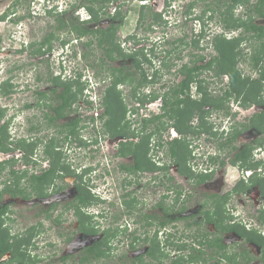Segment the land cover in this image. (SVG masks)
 I'll return each instance as SVG.
<instances>
[{
  "label": "flooded vegetation",
  "instance_id": "obj_1",
  "mask_svg": "<svg viewBox=\"0 0 264 264\" xmlns=\"http://www.w3.org/2000/svg\"><path fill=\"white\" fill-rule=\"evenodd\" d=\"M12 5H16L15 0H13ZM103 18H105V21H110V17H108V15L105 17L101 15L98 22L88 20L90 21L88 23H91V25L95 28L106 26L101 25ZM76 22L83 24L87 23V21L82 22L78 18L76 19ZM237 34L238 33H236V31L228 33L229 36ZM84 38L85 37L78 38L80 43ZM94 42L98 45L96 40H94ZM134 45L135 46L133 47L138 46L137 44ZM129 48H132L131 44ZM77 55L78 53L76 54V57ZM206 60L207 59L199 60L197 63L200 64ZM183 63L189 64V61L187 60ZM183 63H180L178 69H180ZM178 69L174 71V75L179 78L178 81L172 82L170 85L166 86V91L170 90V86L181 82L183 76ZM205 71L206 70L203 69L202 73H205ZM207 71L212 72V77L218 79L226 78L225 83H228L229 80L226 74L217 76L214 74L213 70L208 69ZM201 76L206 80L203 74ZM250 79L257 80L260 78L250 77ZM3 81L4 80L0 82V87ZM260 81L262 82L261 90L260 94H258V97L256 98H253L252 93L249 94L247 89L249 86L244 87L240 94L235 93L233 96H226V99H224V91L228 87V84L224 89L222 87H217L220 93L216 98L222 99V107L218 109H211L208 105L204 106V109L207 111L203 114L202 124L208 130H206V132L200 130V134L204 136L201 142L202 144H199V147L202 148L201 153L195 155L194 153L192 154V145L190 144L188 138V136L193 137V135L197 138L200 135L198 131L193 135H187L184 140L188 156L186 157L187 159L181 163V165L183 168H189L192 173L190 174L191 176L186 173H181L179 171L178 162L170 157L169 149L172 142L174 139L180 138L178 131L170 124L173 120H168L170 125H167L164 130L162 129L160 131H155V124L157 123V120L149 121L146 125L142 124L141 119H151L152 117L160 115L164 112V102L161 95L142 104V106H145V111H139L140 116L137 117L138 119L133 126L129 120V131L134 132L133 134L115 136L108 135V131H106V126L104 125L105 121L108 119V115L103 112L104 115H106V118L103 119V113H101L102 111L94 113V111H96L102 104L100 95L98 99L97 97H92L91 94L86 95V101L84 100L86 104L84 103L82 107L85 111H87L86 117L91 121L90 125L92 126V130L90 131L87 139L86 137H81L79 132L80 129L84 127H78V122L80 121L79 115L82 110L80 113L77 112L76 114H70L72 110H64L67 114L65 116L70 118V120L63 123V126H67L64 135L71 127L74 126L75 128L73 134L69 135L67 139H64V135L61 136L60 139H58L57 144H55L50 150L52 154H59L58 163L52 160V158L45 153V144L48 142L42 146V156L40 157V155H38L37 157L38 144L24 151L22 148L15 146L16 139L9 137V150H0V174L5 166L8 165V170L6 172L7 177L2 181V184L4 185L3 188L7 183L12 187L16 186L14 181L15 177L9 175V170L12 169L15 175L17 174L16 182L18 185L15 188H24L28 197L30 194H33L35 201L41 200L46 203L44 204V207H40L36 213L38 216L45 213L44 219L40 218V221H37L35 225L28 226V228L18 232V234L24 237L26 231L31 227H37V229L39 228L36 232V234H38V232H40V227L43 225L41 221L47 220L50 222V225L53 224L59 226L60 229H58V232L60 236L64 234L67 235L64 238L66 242H70V240H73L74 242L77 238L89 236L95 238V240L91 242L94 243L102 238H105L106 245H103L105 248V254L101 257H105V255L107 257L110 254L111 246L113 247L112 243L115 242V248H118V244L122 243L121 241L124 237L126 240L129 238V241L126 243V250L121 255L127 259L128 263L126 264H175L174 261L181 262L182 264H188L186 259H189L196 254L201 256L198 258V261H192L191 264H205V262H208L209 260L208 257L215 260L212 261V264H216L218 261V264H222V262L227 264H251V262L255 260L259 264H264L260 249L261 245L255 243L254 241L247 240L236 231H221L220 228L216 226V220L213 216L210 218L209 215H206L207 211H212L218 208L223 214H226V218L224 217L225 222L223 219V223H227L229 225L235 224L238 227L245 228L247 231L254 229L261 232L264 236V131L253 126V123L257 122L259 116L262 114L264 115V79ZM11 89L13 90V87ZM12 92L13 91L7 95L0 93V97L4 99H12ZM42 92L43 91H36L39 96H44L46 93L44 92L43 94ZM190 92L192 94L190 96L191 98L199 96L195 91H192V89H190ZM53 96L54 95L52 94L50 97ZM48 100L51 101L50 99ZM229 103L234 104L236 108L228 110V107L232 106V104ZM31 105V101H26L21 105V109L29 108ZM151 105H157L158 110L153 109ZM213 110L218 112L219 110H226V113H224L225 119H222L220 116V120L218 122L213 120L211 121L208 115ZM54 112L55 113L51 115L47 114L48 116L54 117L52 122H54V120L64 119L65 116L58 117L56 115V111ZM44 113L42 117H44ZM44 118L46 121H49L46 117ZM194 118L196 119L195 124H193ZM73 119H77L75 125L72 126L71 124L69 125V123L67 124V122ZM96 120L97 122H95ZM4 121L5 120H2L0 123H3ZM199 123L200 120L197 114L192 116V118L188 121V124L193 126H198ZM259 125L264 128V124ZM232 127L238 130V134L234 137L229 146L220 145L222 142H225V138L232 130ZM153 129L154 133L147 138V157L150 159V162H153V164H150L149 169L139 170L134 167L136 158L135 154L130 151L135 144H139L141 142L140 140L143 137H147L146 134H150ZM198 129H200V127ZM208 131H211V133ZM246 131H249L250 135L253 133V135L252 137L249 136L247 140H243L242 137ZM25 140H27L30 144L31 142L36 141V139L29 138H25ZM64 142L69 144L73 142L76 144L75 146H72L73 154L76 155V158L80 155V146L85 147V145H87L89 146V152L87 154L88 156L90 155L92 159L96 158L98 153H101L105 158H109L108 165L111 161H114L113 163L117 168L116 171L121 175L120 183L117 185L113 184V190L110 189L108 185V188L106 187V190L108 189L107 195L105 196L98 191H93L96 185L92 188L91 184H88V189H90L92 196L97 198V201L94 203L91 201L89 204L80 203L77 199L78 187H80L82 183L86 182L87 178L90 180V174H92V172L95 173L98 167L96 168L95 165H93L95 167L91 165L81 168V164L79 165L78 160L76 164L64 161V157L62 155ZM151 151L153 153H151ZM110 152L112 153L110 154ZM241 154L245 155V159L236 158L237 155ZM125 159H128L130 162H126ZM16 165H20L22 168L16 167ZM66 166L68 167L67 171ZM226 167H232L233 171L236 170V172L234 171L232 176V185L225 189V191H221L218 190L217 187H214V185L210 184V182L213 181L217 173L221 171L224 173ZM50 168H53V171H51L50 174L52 178L45 181L43 188L44 194L38 195L34 190L35 184L32 176H38ZM105 168L106 172L103 173L102 171L101 174L104 176L111 175V171L106 167V165ZM27 171L29 173H27ZM19 174L26 175L23 180L24 187H20L19 185ZM200 174L206 176L205 180L199 181L198 175ZM59 179L61 182L64 180V183L68 186L63 188L62 185L57 183ZM139 184H141L140 188L147 186L152 188L151 194L154 196L150 199L151 203H149L151 205L148 203V197L139 196L141 192H139L136 187V185ZM49 186L51 188L53 187L54 191H47ZM4 194L9 196V201H12L13 199L15 200L16 195H20H12L10 192L2 193L0 197V206L6 205L7 210H5V212L1 215L2 218H4V222L1 227L9 226L8 223H6L9 219V204L3 202L2 198ZM57 194L60 197L70 195V198L64 201L63 204H60V201H52V198ZM168 199H173V204H169L167 202ZM126 201L130 202L131 207L133 208L129 209L125 204ZM177 201H181L180 207L184 206L183 210H179L180 207H175ZM99 203H104L105 207H100ZM139 203H142L145 206L148 203L150 210L145 212V208L142 210V207H138ZM195 204L196 206H193L194 211L189 212L191 211L189 208H192V205ZM93 205L98 207L96 209H92ZM109 207L116 208L117 212L111 213ZM156 209H159L161 213L158 214L153 212ZM55 211L56 213L52 217V214ZM187 211L188 213H185ZM81 213H84L87 217V220L84 223L86 227L94 232H84L81 230L79 220ZM163 215H165L169 221L164 225H160L159 220ZM108 218H110L109 224L104 222H107ZM179 220H185L187 222L184 224V231L177 235V231H172V228L176 226V221ZM103 223H105V225H103ZM202 225L205 226L206 229L199 232ZM65 227H67L66 230H64ZM150 227H153L151 234ZM9 229L11 233V226H9ZM100 233L102 234L101 237L98 236ZM11 234L14 236V234L17 233ZM203 234L205 235L203 236ZM216 236L221 237L222 243L226 246L224 250L217 249L216 247H212L207 244L208 240H212ZM33 237L30 240V244L27 245L25 252L28 255L35 256L36 260L34 262L16 260L10 251H5L0 255V264H37L40 262L41 258L39 255L33 254V252L28 249L31 245L35 246V243H32L34 242L32 240ZM156 238L160 241L161 245L159 253L155 250L157 253L156 257L159 258L162 252L161 260L153 258L146 253V250L152 244V240ZM166 238H169L168 240L170 243L167 242ZM228 238H231L229 239V242L227 241ZM200 240L204 241V244H200ZM171 242H175V244ZM180 244L184 246L182 247ZM54 245L56 244H54L50 238H47L45 243H43L44 247L49 248L54 247ZM88 245L83 248L80 256H76L78 264H84L81 258L86 252ZM230 245L233 248L232 251L228 249ZM139 248H141L142 251L135 252L136 249ZM209 249L211 251H209ZM217 250L219 252H216ZM53 251L55 252L56 250ZM48 256L46 257V261L50 260V262L53 263L54 259H50L53 255H50V257ZM69 256L71 255L68 253L63 254L59 256L58 260L65 262ZM228 256L231 257L230 260ZM181 257H183V259ZM86 263L88 264L90 261H86L85 264Z\"/></svg>",
  "mask_w": 264,
  "mask_h": 264
},
{
  "label": "rangeland",
  "instance_id": "obj_2",
  "mask_svg": "<svg viewBox=\"0 0 264 264\" xmlns=\"http://www.w3.org/2000/svg\"><path fill=\"white\" fill-rule=\"evenodd\" d=\"M117 1L121 4V9L125 11L124 23L117 31L119 40H124L128 35L133 34L135 35V39H139V42L137 44L139 47L145 46L148 49L153 48L154 50L153 52H150V54L151 56L153 54V64L159 71L158 80H156L155 84H153L152 86L148 85L146 87H143L141 93H150L153 91L154 93L161 94L165 92L167 90L166 86L170 85L172 82L178 81L179 78L174 75V71L179 68L180 63L186 62L188 60L189 63L192 64V61L196 60L197 55H203L205 56V59H208L209 56L214 54L213 48L208 44L207 41L211 39L212 35L215 32L218 33L222 31V29L220 28L221 26L218 23L220 19L218 11L214 12L215 16L211 20L207 19V16L209 15L208 12L203 16V18L205 19V33L207 35L200 39L198 44L200 47H194L190 44L185 46L184 43L180 44L178 43V41L176 43L172 42L174 39L176 40L181 37H184V41H186L188 39H192L194 35H197L200 25L202 24L199 21L193 20L192 17L201 14L203 8L205 7V4L210 0H147L145 3L150 5L151 14L145 16L144 20H142L140 23L138 22L141 6L140 1ZM250 1L254 2L255 0ZM12 2L13 0H0V15L4 13V10L7 7H9L5 11V13L7 12L6 16L0 19V82L2 80L9 79V82L13 87V92L11 94L12 99H4L0 97V108H2L4 112V115L1 118L0 122L2 120H8V132L13 139H36L38 144L37 157L38 155H40L41 157V149L43 144H45L49 140H53L57 143L58 139H60V137L63 136L66 132L67 126H63V123L70 120L68 116H65L64 119H58L56 121L54 120V122H49L46 121L44 117H42L44 112H47L49 115L55 113L53 107L60 102L57 99L55 100L53 97H55V94L59 93L62 90V86L54 84L49 78L50 75L59 76L60 79L64 81H76L79 78L78 73H81L79 79L82 85L80 82L79 84L82 87L84 86L83 92L79 94V99L72 103V111L70 112V114H76L77 112L80 113V111L82 110L81 114L79 115L80 121L78 122V127L82 126L84 128L80 129L79 134L81 135V137H86L87 139L90 131L92 130V126L90 125L91 121L86 117L87 111H85V109H83L82 107L84 103L86 104V95L91 94L92 97H97V99L100 95L102 99L103 91L111 81L110 68L119 66L122 61H124L123 63L129 65L131 64V60H124L122 58H118L116 60H108V58H106L103 53L104 49L98 46L96 42H93L90 46H86L82 43L83 41H87L90 38V36L88 35L82 40L81 43L80 40H76L78 55L77 58L74 59V57L70 56L69 54L73 50V38H75V34L70 32L67 27H63L60 29L56 28L58 21L55 19L56 16L54 15V12L53 14H48V12H46L43 7L40 6V4H31L30 2L32 7L30 6L28 8V5L23 4L22 2H20L19 4L16 3V5L14 6L12 5ZM59 2L61 3L63 9L65 7H68L70 3L79 5L87 1L60 0ZM191 3H193V6L189 11L190 13L186 14V8H188L189 4ZM69 9H72V7ZM105 11L112 12V8H109L106 5ZM241 11H244L243 6H234V15L241 16ZM67 16L79 17L82 20L83 18L88 17V13L82 9L81 11H79L78 15H75L72 10H69L68 14L64 15L63 18H68ZM13 19H15L16 21ZM102 20L103 21L101 25L107 26L109 20L105 21V18H103ZM257 20L261 21V19L258 17ZM85 24L91 25V23ZM51 32L54 33V37L51 40L52 48L50 49V51L44 53L43 55L31 54V47H28L31 41H36L35 45H37L42 37ZM133 41H125L121 44V47H123L126 52H129V49H131L129 48L130 44L132 45V48H137L138 46L133 47L135 46V41ZM65 43H67L64 48L66 49L65 52L68 48L69 51L68 53L64 54V56H59L62 53L60 46ZM256 43L257 42L254 40H247V42H242L240 44V48H243V54L241 52L238 53L237 66L241 71L242 77L247 75L250 77H258L259 71L256 68L259 67L264 69V57H262V59L258 62V66L256 68L253 67L254 65H252L251 54H253L254 49L257 48ZM46 46L47 45H45L44 48ZM168 50L170 52H167ZM85 53H87L86 57H84ZM59 57L62 58L65 69H62L60 66H58L57 62L60 60ZM101 59H103L102 64H100ZM162 60H165V65L161 63ZM84 74L86 75V78L83 77ZM202 74L206 78L204 84L206 85L211 97H218L220 92L217 87H222L224 89L227 85V83H225L226 78L218 79L212 77V72L207 70ZM88 80H90V82H87ZM54 87L56 90L52 91L51 89ZM117 88L122 92V95L126 99V102L128 104L126 118L131 121V125L133 126L138 119L137 117L140 116L139 111H143L145 106H142L141 103H138L131 97L130 84L125 83L122 85H118ZM191 89L192 91H194V87H192ZM36 91H43L46 94L44 96H39ZM52 94L54 96L50 97L52 96ZM48 99H50L51 101H49ZM26 101H31L32 105L29 108L21 109V105ZM101 103V106L98 107V109L96 108L97 110L94 111V113H98L101 111V113L104 112L103 99ZM151 107L158 110L157 105H151ZM133 108H136V110L138 109L137 112L131 110ZM232 108L235 109L236 106L232 104L231 107H228V110H231ZM249 111L252 112L251 110ZM224 113H226V110H219V112L213 110L209 113L208 116L211 121L213 120L215 122H218L220 120V116L222 119L224 118ZM102 118H106V115H104V113ZM195 121L196 119L194 118L193 124H195ZM95 122H97V120ZM32 123L34 125V128L29 131L28 129ZM252 135L253 133L250 135V132L246 131L243 134L242 139L247 140V138H249V136L252 137ZM203 137L204 136L202 134H200L197 138L194 135L193 137L188 136L189 142L192 145V154L194 153L195 155L201 153L202 148L199 147V144L202 142ZM75 145L76 144H74L73 142L71 144L64 142L62 153L64 161L76 164L78 160L79 165L81 164V168L91 165H95L96 168L98 167L95 173L92 172V174H90V180H88L87 178L86 180L88 181H86L85 183L89 185L91 184L92 188H94V186L96 185L93 189L94 192L98 191L104 196L107 195L108 189L106 190V187L108 188L109 185L110 189L113 190V184L117 185L118 183H120L121 179V175L116 171L117 168L113 163L114 161H111L108 165L109 158H105L101 153H98L97 157L92 159L90 155L88 156L87 154L89 152V146L87 145H85V147L80 146L81 152L78 158H76V155L73 154L72 148V146ZM112 152H110V154ZM151 153L153 152L151 151ZM125 161L128 163L130 162L128 159H125ZM105 165L111 171V175L109 176H104L103 174H101L102 171L103 173L106 172ZM16 167L22 168L20 165H16ZM7 170L8 165L5 166L0 174V189L4 186L2 184V181L7 177ZM234 171L236 172V170ZM234 171L232 167H226L224 173L222 171L217 173L216 177L212 182H210V184L214 185V187H217L218 190L225 191V189L232 185V176L234 174ZM27 173L29 172L27 171ZM18 176L20 187H24L23 180L25 179L26 175L19 174ZM57 183L62 185L63 188H66L68 186L66 183H64V180H62L61 182V180L59 179ZM140 185L141 184L136 185L138 191L141 192L139 196L148 197V203H151L150 199H152L154 196L151 194L152 188L149 186L140 188ZM47 191H54V188H51L49 186ZM34 198L35 197L33 196V194H30V196L27 198H22L20 195H16L15 200L13 199L12 201H9V196L7 194L3 195V202L9 204V219L6 223L11 226V233L21 232L25 230V228H28V226L35 225L37 221H40V218L44 219L45 213H42L40 216L36 215V213L38 212L39 208H43L44 204L46 203L45 201L43 202L41 200L35 201ZM69 198L70 195L60 197L57 194L52 198V201H60L59 203L63 204V202L68 200ZM96 201L97 200L93 198V203ZM172 201L174 200H167L169 204H173ZM148 203L146 204V206L142 203H139L138 207H142V210L145 208L144 211L148 212L150 210L149 205H151L150 203L148 205ZM99 205L100 207H105L104 203H99ZM93 206L92 209H96L98 207ZM180 206L181 201H177L175 207L179 208ZM193 206H196V204L192 205V208H189L191 209V211L189 212L194 211ZM109 209L111 213L117 212L116 208L114 207H109ZM56 211L53 212L52 217L56 213ZM153 212L158 214L161 213L159 209H156ZM185 213H188V211ZM109 221L110 218H108L107 222H104L109 224ZM41 222L43 223V225L40 227V232H38V234H36L32 239L34 241L32 243H35V246L31 245L28 248L31 250V252H33V254L39 255V257L41 258V261L37 264H78L76 256H80L82 254L83 248L95 240V238L87 236L77 238L74 242L73 240H70V242H66L64 238L67 235H59V226L53 224L50 225V222L47 220ZM185 222L187 221H176V226L172 228V231H177V235L182 233L184 231L183 229ZM105 223H103V225H105ZM150 228L151 234L153 227ZM66 229L67 227L64 228V230ZM205 229L206 227L202 225L199 229V232H202ZM98 236L101 237L102 234L100 233L98 234ZM47 238H50L56 245L50 248L44 247L43 243H45ZM229 239L231 238H228V242ZM127 241H129V238L126 240V238L124 237V239L121 241L122 243L118 244V248H115V242L112 243L113 247L111 246V252L107 257L105 255V257H101L98 260L92 259L89 264L128 263L127 259L121 256L126 250ZM228 249L232 251L233 248L230 245ZM53 250L56 251L54 252ZM141 251L142 249L139 248L136 249L135 252ZM209 251L211 250L209 249ZM66 253L70 254L71 256H69L65 262H61L60 260H58L59 256ZM50 255H53L52 258H50L54 259L53 263L50 262V260L46 261V257H50ZM208 259V262H205V264H212V261H215L209 257ZM222 264L227 263L222 262ZM251 264L259 263L255 260L252 261Z\"/></svg>",
  "mask_w": 264,
  "mask_h": 264
},
{
  "label": "trees",
  "instance_id": "obj_3",
  "mask_svg": "<svg viewBox=\"0 0 264 264\" xmlns=\"http://www.w3.org/2000/svg\"><path fill=\"white\" fill-rule=\"evenodd\" d=\"M17 4L22 2L23 4L29 5L31 0H15ZM87 2H83L78 6H82L85 8L89 16L91 17L90 21L98 22L101 15L110 17V21L108 26L106 27H93L92 25H85L83 23L75 22L77 19L76 17L67 16L68 18H63L64 15L68 14V11L63 12L62 14H55V19L58 21L56 28L60 29L63 27H67L70 32L75 34L77 38H83L87 35L90 38L86 41H83V44L86 46H90L94 40L97 41L98 46L104 49V55L108 60H116L118 58L122 59H130L132 61L131 64L122 63L119 66L111 67L110 68V77L111 81L110 84L105 88L103 91V105H104V113L108 115V119L105 121L104 125L106 126V131H108V135L115 136V135H129L133 134L134 132L129 131V120L126 118V114L128 111V104L126 102L125 97L122 95V92L117 88L118 85L122 84H130V95L133 99L138 101L139 103L143 104L148 100H152L157 96L161 95L163 98V108L164 112L160 115L154 116L151 119H141L142 124L146 125L149 121H156L155 124V131L164 130L167 125H173L175 129L180 134V138L174 139L172 142L169 153L170 157L174 159L179 164V171L181 173L192 174L189 168H183L181 163L185 161L188 156L186 152L187 147L185 146V139L187 135H193L195 133L200 134V130L206 132L205 126H203V114L207 111L204 109V106L208 105L211 109H218L222 107V99L220 98H212L211 95L208 93L206 85L203 84L205 79L201 76L202 70L211 69L214 71V74L217 76H221L226 74L228 76V87L225 89L224 99L226 96L230 97L233 96L235 93L240 94L241 90L246 87L248 89L249 94L252 93L253 98L258 97L261 90L262 82L260 80L264 79V69L257 67L258 62L264 57V0H255L251 2L250 0H210L205 4L201 14L195 15L192 17L193 20L199 21L202 25H200L199 32L197 35H194L192 39H188L184 41V37L174 39L172 42L176 43H184L185 46L188 44L194 47H200L199 41L201 38L205 37L207 34L205 33V22L203 16L205 13H209L207 19L211 20L215 14V11H218L220 19L218 23L220 24V28L222 31L218 33H214L208 44L213 48L214 54L209 56L205 62L198 64V60H204L205 56L197 55L196 60L192 61V64L183 63L180 67L179 72L183 76L180 83L170 86V90L163 92V93H154L153 91L150 93H141L142 88L148 85L152 86L155 84L156 80H158L159 71L157 67L153 64V54L151 56L150 52H153V48L148 49L147 47H138L137 49H129V52H126L121 44L125 41H135V44H138L139 39H135V35H128L126 39L119 40L117 31L124 23V12L121 9V4L118 3L117 0H86ZM143 1V0H140ZM87 3V4H85ZM108 5L109 8H114L113 12L106 13L105 7ZM72 8L77 6L75 3L71 4ZM193 3L189 4L188 8H186V14H189ZM234 6H243L244 11H241L242 15H234L233 8ZM150 5L148 4H141L140 11H139V18L138 22L140 23L144 20L145 16L151 14ZM150 12V13H149ZM7 12L0 15V19L6 16ZM48 14H53L52 11H48ZM257 17L261 19V21L257 20ZM21 18V17H19ZM15 20V19H13ZM16 21V20H15ZM90 21H87L90 22ZM237 31V35L229 36V32ZM234 34V33H233ZM54 37V33H48L40 42L35 45V42H31L28 47L30 48V53L33 55L39 54L43 55L46 52H49L52 48L51 40ZM250 40H254L257 43V48L254 49L253 54H251V61L253 67H257L256 69L259 71L258 77L260 79L253 80L250 79V76L242 77L241 71L237 66V56L238 53L243 54V48H240V44L242 42H247ZM121 41V42H120ZM133 41V42H134ZM35 45V46H34ZM47 45L45 48L44 46ZM21 50V49H20ZM167 52H170L169 50ZM84 54V57H86ZM154 57V56H153ZM180 58V57H179ZM245 58V57H243ZM103 59H101L100 64H102ZM165 65V60L161 62ZM146 66V67H145ZM263 67V66H262ZM133 68V69H132ZM81 73H78L80 78ZM50 80L56 84L61 85L62 90L56 94L55 100H59L60 102L53 107V110L56 111V115L58 117L67 115L64 110H72L71 104L79 98V94L83 92L82 83L78 78L76 81L71 80H62L59 76L50 75ZM81 83V85L79 84ZM194 86V91L199 95L196 98H191L192 95L190 92L191 87ZM11 83L9 79L3 81L0 87V93L2 94H9L12 91ZM246 89V90H247ZM55 91V87L51 89ZM44 94V92H42ZM40 93L41 95H43ZM169 104V105H168ZM28 106V104H27ZM133 111H137L136 108L131 109ZM3 109L0 108V120L3 117ZM48 113H44V117H46L49 122L53 121L52 116H48ZM195 114L198 115L200 123L198 126L189 125L188 121L194 116ZM173 120L172 123L169 124L168 120ZM77 119H73L69 123L72 126L75 125ZM264 124V115H260L257 119V122L253 123L254 127L264 131V128L260 127V125ZM9 124L8 120H5L3 123H0V150L7 151L9 150ZM200 127V129H198ZM34 128L33 123L29 127V131ZM74 126L67 130V133L64 135V139H67L69 135L73 134ZM131 132V133H129ZM211 133V131H208ZM154 133V129L151 131L150 134H146L147 137H140V143L135 144V146L131 149L130 152L135 154V168L139 170L149 169L150 159L147 157L148 152V143L147 138ZM238 134V130L232 127V130L229 132L227 137L225 138V142L221 143L220 145L229 146L234 137ZM56 141V140H55ZM143 141V142H142ZM15 146L22 148L24 151L30 147H34L37 145L36 141L27 142L25 138H19L15 142ZM57 144L53 140H49L48 143L45 144V153L48 154L52 160L58 163L59 161V154H52L51 148ZM237 155L236 158L245 159V155ZM68 167L66 166V171ZM51 171L53 168H50L46 172H43L40 175H33V181L35 184L34 190L36 194L42 195L44 194L43 188L45 181L52 178ZM9 175L14 178L16 186L18 185L17 181V174L15 175L12 169L9 170ZM206 176L203 174L198 175L199 181L205 180ZM88 181V180H87ZM85 183V182H84ZM82 183L80 187H78V194L77 199L80 203H91L93 201L92 193L90 189H88V184ZM12 187L8 183L5 184V187L0 190V197L3 192H10L12 195L20 194L22 197L27 198L28 195L26 194V190L23 189H16ZM97 200V198H94ZM225 202V201H224ZM127 207H131L130 202H125ZM184 206L180 207L179 210H183ZM7 210L6 205L0 206V255L5 251H10L13 257L16 260H21L25 262H34L36 260L35 256L28 255L26 251V247L30 244L31 238L36 234L39 230L37 227H31L24 237L20 234H14V236L10 233L9 226L1 227L4 218H2V214ZM225 214V213H224ZM218 208L207 211L206 215H209L210 218L216 220V226L220 228L221 231H229L233 230L244 236L247 240L254 241L255 243L261 245V253H262V260L264 262V236L261 232L257 230H250L247 231L243 227H238L237 225H229L227 223H223V219L225 222L226 214L224 215ZM225 217V218H224ZM87 217L84 213L80 214V228L84 232H94L93 230H89L86 225L84 224ZM181 218V217H180ZM169 219L165 217V215L161 216L159 220L160 225H164L168 222ZM205 234H203L204 236ZM169 238H166L167 242ZM199 242V241H198ZM209 246H214L217 249H225L226 246L222 243L221 237H214L212 240L207 241ZM170 243V242H169ZM175 244V242H171ZM200 244H204V241L200 240ZM103 245H106L105 238L100 239L94 243H91L87 246V250L82 256L81 260L85 264L86 261H91L92 258L98 259L105 254V248ZM178 246V245H177ZM180 246H184L180 244ZM160 252L161 245L160 241L156 238L152 240L151 246L146 250V253L153 258L156 257V252ZM216 252H219L218 250ZM201 255L196 254L189 259H186L188 264H191L192 261H198V258ZM226 256V255H225ZM161 256L158 258L161 260ZM229 257V256H228ZM183 259V257H181ZM231 257H229V260ZM184 261V260H183ZM174 261L175 264H182L181 262ZM219 261L216 263L218 264ZM87 264V263H86ZM89 264V263H88Z\"/></svg>",
  "mask_w": 264,
  "mask_h": 264
},
{
  "label": "clouds",
  "instance_id": "obj_4",
  "mask_svg": "<svg viewBox=\"0 0 264 264\" xmlns=\"http://www.w3.org/2000/svg\"><path fill=\"white\" fill-rule=\"evenodd\" d=\"M60 0H31L30 2H31V4L33 3V4H40V6L41 7H43V9L46 11V12H48V11H52V12H54L55 14H62L63 12H65V11H69V10H72L74 13H75V15H78L79 14V11H81L82 9L84 10V11H86L85 10V8L84 7H82V6H74V8H72V9H69V8H71L72 6H71V4H73V3H70L69 4V6L68 7H65V8H63L62 9V6H61V3L59 2ZM138 1H140V0H138ZM147 0H143V1H140L141 2V4H146L145 2H146ZM30 2H29V5H28V8L31 6L32 7V5L30 4ZM8 8V7H7ZM7 8L4 10V12L7 10ZM69 9V10H68ZM114 10V8H112V11ZM87 12V11H86ZM3 14V13H2ZM1 14V15H2ZM87 16V15H86ZM22 18V17H21ZM76 18H78V19H80L79 17H76ZM90 19V16H89V14H88V17L87 18H83L81 21L82 22H85V21H88ZM73 40H74V42H73V50H72V52L69 54L70 56H72V57H74V59L75 58H77L76 57V54H77V48H76V40H79L77 37H75V38H73ZM32 42V41H31ZM67 43H65V44H63L62 46H60V49L62 50V53L59 55V56H64V54H66V53H68V51H69V48L67 49V51L65 52V50L66 49H64L65 48V45H66ZM75 45V46H74ZM60 58V60L57 62L58 63V66H60L62 69H65V65H64V63H63V61H62V58L61 57H59ZM86 75L84 74L83 75V77H85ZM86 78V77H85ZM87 82H90V80H88Z\"/></svg>",
  "mask_w": 264,
  "mask_h": 264
}]
</instances>
